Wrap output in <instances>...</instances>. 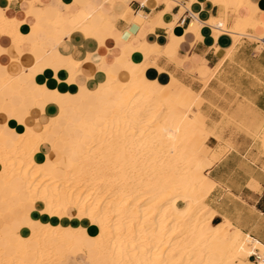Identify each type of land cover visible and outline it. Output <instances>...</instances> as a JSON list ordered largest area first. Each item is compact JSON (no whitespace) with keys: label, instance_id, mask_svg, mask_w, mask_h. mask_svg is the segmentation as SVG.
Wrapping results in <instances>:
<instances>
[{"label":"bare ground","instance_id":"6f19581e","mask_svg":"<svg viewBox=\"0 0 264 264\" xmlns=\"http://www.w3.org/2000/svg\"><path fill=\"white\" fill-rule=\"evenodd\" d=\"M38 1L30 2L27 15L37 22L28 33L23 32L26 21L0 15V34L17 48L35 40L29 53L10 58L6 51L0 56V74L7 72V63L21 64L17 80L34 101L29 114L36 111L42 121L65 119L81 133L70 146L56 148L45 133L8 115L9 122L0 130V192L4 195L0 220L9 214L25 217L26 222L16 239L9 241L13 253L0 243V264H264V246L224 216L215 223L219 215L206 203L217 186L207 171L221 159L223 149L211 146L217 129L207 125L203 92H195L173 76L167 84L145 76L146 69L162 57L182 66L177 53L142 40L135 53L143 62L129 60L125 68L120 59L106 66L102 58L95 63V75L82 76L84 60L93 55L79 48L81 57L75 58L74 53L63 54L60 47L78 33L104 45L116 29L114 24L105 28L112 18L102 12L101 2L93 4L91 11L69 8L51 22L57 26L53 34L41 25L44 11L37 7ZM170 1L180 4L179 0L156 1L165 8L153 23L171 30L177 19L169 12ZM254 1L190 0L180 12L193 2L204 8L216 6L218 16L205 23L215 38L227 34L237 39L252 33L264 45L260 12L250 13L239 27L234 24ZM101 17L104 20L97 25ZM120 17L131 23L132 10L128 8ZM202 25L194 20L189 28L198 39ZM229 57L228 52L214 70L193 69L203 89ZM66 63L71 68L65 77L56 76L55 87L37 82L44 67ZM12 81L8 72L1 77L0 106L12 102L11 91L25 97L24 88ZM261 139L264 146V129ZM44 145L52 150L46 156L41 151ZM258 186L255 181L250 185ZM255 254L262 256L259 263L250 260Z\"/></svg>","mask_w":264,"mask_h":264},{"label":"crops","instance_id":"0c3cea01","mask_svg":"<svg viewBox=\"0 0 264 264\" xmlns=\"http://www.w3.org/2000/svg\"><path fill=\"white\" fill-rule=\"evenodd\" d=\"M31 1L33 0H0V15L4 14L10 18H16L19 21H26L27 24L23 32L28 33L30 31V26L35 25L37 22L33 15H27ZM76 1L78 4L74 3L75 0H39L36 5L44 11L41 17V25L47 32H52L53 34L57 32V26L53 23L51 24V22L58 19V12L67 13L69 8H71L72 11H79L81 9L80 7H83L85 10L91 11L93 4L101 2L102 12L112 18L110 24L105 25V28L109 30L111 25L114 24L116 29L111 32V37L106 40L104 45H99L97 41L93 39L86 40L84 35L78 33L77 36L71 39H65V44L60 47L63 54L68 55L74 53L75 58L81 57V55L77 54L79 48L87 49L89 53L93 55L91 60H84L85 62L83 63L81 71L82 76L91 77L95 75L97 71L95 63H101L102 58L106 59V66H109L116 58L120 59L125 68L129 67L130 61L133 63L143 62V57L135 53V49L142 47V40H146L152 45L168 48L171 53H177L178 59L183 63L182 66H178L167 57L159 58V60H156V66H149L146 69V78L151 81H157L160 84H167L173 76L191 87L195 92H203L202 97L205 99L206 103L207 100L210 99V96H206V94H209L212 89L219 93L224 92L225 94V91L222 90L223 87L216 84L215 81L218 77L222 76L223 72L230 68L229 65L231 62L237 61V63H239L243 60L251 61L255 67L259 68V72L258 70H252L247 73L250 74L251 78L261 76L260 80L263 90L257 92L252 85L247 89L248 92L245 91L247 94L241 96V98L245 100H238L251 106L260 118H264V50L259 55L255 54V49L259 47L258 43L244 41L245 44H247L242 51H240L242 47L239 46V43L230 57L219 68L206 89H203V84L200 83L201 80L199 75L193 72L195 67H198L200 70H203L205 67L211 70L216 69L223 57L227 54V50L233 45L232 37L223 34L215 38L216 35L213 34L212 28L205 24L211 17L218 16V7L213 6L212 8H204L201 3L193 2L190 8L181 15V5H188L190 0H179L180 4L178 5L176 2L170 1L169 12L177 19L175 23L176 26L174 25L175 27L170 30L162 24L156 25L153 23L157 13L165 8L164 4L157 6L156 0ZM233 4L235 5L236 1ZM128 8H130L133 13V21L131 23L120 17L127 12ZM259 12L263 17L264 0L254 1L251 7L243 9L241 18L234 21L235 27H239L241 21L249 17V13ZM102 19L103 17L98 19L97 25H100ZM194 20L203 23V27L200 29L201 39H198L195 33L189 31ZM101 36L102 32L96 34V39H99ZM36 40L38 41L39 37H36ZM34 41L35 40L30 39L24 48H17L9 37L0 34V56H3L6 51H9L8 55L10 58H13L23 51L29 53ZM47 43L51 44L52 42L49 40ZM254 45H256V47H254ZM50 63L51 61L48 62V64ZM176 66H178L179 69H177L178 67ZM7 67V72L12 75H18L23 69L21 64L18 65L12 62L7 63ZM158 67L159 69H156ZM70 68L71 65L69 63H66L64 67H62V65L56 67L46 66L39 72L40 74H37V82L48 83L49 86L53 88L57 85L55 81L56 76L61 78L65 77L67 70H70ZM7 72H2L0 75L6 77ZM29 85L33 86V83ZM67 90H69V88H64V91ZM238 91L241 92L242 89ZM26 99L29 98L13 96L12 103L16 106H21ZM50 111L53 113L57 112L56 108H50ZM204 112H206L210 118H213L210 110H205ZM2 119H4V117H2ZM259 128L263 132L264 126ZM231 130L233 133L230 137H226V134H222L223 138L229 140L231 148L207 171L208 176L217 183V186L207 198L206 203L219 215L215 223L222 221L221 217L224 216L241 232L264 246V169L262 165L256 164L254 161L255 153L252 151L254 145L253 137L245 132L234 131V129ZM41 151L42 154L46 156L45 153H50L52 150L48 145H44L41 147ZM68 165L67 161L62 164L65 168L68 167ZM253 181L259 184L256 189L250 187ZM1 193L2 192H0V204L4 199V195ZM178 206L183 207V203H179ZM17 214L16 216H18ZM25 222V217L11 218L9 214L6 218L0 220V234L3 237L0 243L8 252H14V249L9 246V241H14L16 239L18 232L22 229ZM89 246H92V244H89Z\"/></svg>","mask_w":264,"mask_h":264},{"label":"rangeland","instance_id":"374dc122","mask_svg":"<svg viewBox=\"0 0 264 264\" xmlns=\"http://www.w3.org/2000/svg\"><path fill=\"white\" fill-rule=\"evenodd\" d=\"M160 1H162V3L165 2V0H160ZM249 17H250V13H249ZM251 36L254 35L252 33H248L246 36L233 39V45L227 50V53L229 52V56L237 46V43L238 44L240 43L239 46L242 47L240 51H242L244 46L247 44V43L245 44L244 41H247L249 43H258L259 47L255 49V54L257 55L261 54V52L264 50L263 48L264 45L262 43H259V41L256 38H252ZM254 47H256V45H254ZM236 63L237 61L231 62V64L229 65L230 68L227 69L225 72H223L222 76L218 77L217 80L215 81L216 84H219L223 87L222 90L225 91V94L224 92L223 93L216 92L214 91V89L210 90L209 94H206V96H210V99L207 100V102L202 107L203 112L205 110H210L213 115V118H210L208 114L204 112L208 117L207 124L210 127H215L217 129L215 132L217 137H215L216 139L215 138L213 139L211 146L214 149H223L222 154L224 155V153L229 151V149L231 148V144L229 143L228 139L226 140L225 138L222 137V134H226V137H230V135H232L233 133L231 129H234V131H238V132L248 133L253 137L254 145L252 151H254L255 153L254 161L256 164L262 165L264 169V146L262 144L261 136L259 137V135L262 132V130L259 127L264 126V118H260L259 115L255 113V111L251 108V106L241 102L245 100L244 98H241V96L247 94L248 92L247 89H249L250 86L253 85L257 92L263 90V88L261 87L262 85L260 80L261 76L251 78L250 74L247 73V72H251L252 70H258L259 68L255 67V65H253L251 61L243 60L242 62H239L237 64ZM19 74L12 75L9 73L10 81L12 79L13 85L20 86V89L24 88L23 89L25 95L24 98L28 97L29 99H26L21 106H16L10 101L8 105L0 106L1 110H3V111L0 110V130L1 127H3L8 122V115H13L17 119V121L24 122L28 126L31 125L34 128L36 127L35 128L36 132L45 133L47 138H49L50 141L53 143V144L51 143L52 146L54 147L57 146L56 148H60V147L64 148L65 146L67 147L70 146L72 139L76 137L78 133L81 132H79L75 124L70 123L65 119H58V121L56 120L57 122H51L48 120L42 121L36 111H33L32 114H29L28 109L33 107L32 105H34V101L30 97L28 90L25 89V87H23L21 83L17 80V76L19 77ZM1 77L3 76L0 75V81H1ZM239 89H242V91L239 92L238 91ZM10 96L12 98L13 96H19V95H16L11 91ZM238 99H241V101H239ZM2 117H4V119H2ZM45 122L46 124H44ZM49 126L51 127L49 128ZM46 133H48V135ZM65 154L70 155L68 151H66ZM252 257L250 258V260L254 262V259Z\"/></svg>","mask_w":264,"mask_h":264},{"label":"built area","instance_id":"2783aa9c","mask_svg":"<svg viewBox=\"0 0 264 264\" xmlns=\"http://www.w3.org/2000/svg\"><path fill=\"white\" fill-rule=\"evenodd\" d=\"M261 258H262V256L259 255V254H255V255L253 256V259H254V262H255V263H259V261L262 260Z\"/></svg>","mask_w":264,"mask_h":264}]
</instances>
